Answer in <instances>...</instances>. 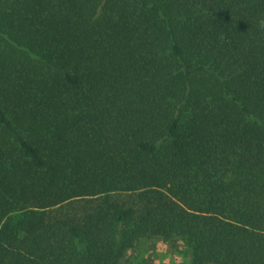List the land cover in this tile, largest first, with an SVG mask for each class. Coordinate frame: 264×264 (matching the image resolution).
Wrapping results in <instances>:
<instances>
[{"label": "trees", "instance_id": "obj_1", "mask_svg": "<svg viewBox=\"0 0 264 264\" xmlns=\"http://www.w3.org/2000/svg\"><path fill=\"white\" fill-rule=\"evenodd\" d=\"M264 264V0H0V264Z\"/></svg>", "mask_w": 264, "mask_h": 264}, {"label": "rangeland", "instance_id": "obj_2", "mask_svg": "<svg viewBox=\"0 0 264 264\" xmlns=\"http://www.w3.org/2000/svg\"><path fill=\"white\" fill-rule=\"evenodd\" d=\"M130 255L129 264H186L189 261L179 244L156 240H140Z\"/></svg>", "mask_w": 264, "mask_h": 264}]
</instances>
